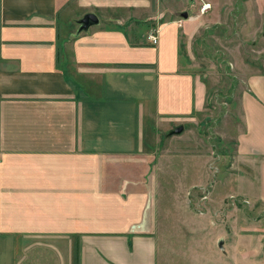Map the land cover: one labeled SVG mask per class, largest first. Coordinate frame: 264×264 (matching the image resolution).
Here are the masks:
<instances>
[{
	"label": "crops",
	"instance_id": "0c3cea01",
	"mask_svg": "<svg viewBox=\"0 0 264 264\" xmlns=\"http://www.w3.org/2000/svg\"><path fill=\"white\" fill-rule=\"evenodd\" d=\"M203 2V12L159 18L152 0H0V264H157L144 172L157 143L192 130L205 105L207 85L179 53L181 37L214 13ZM241 5L250 18L241 32L264 66V0ZM89 10L99 22L73 35ZM240 102L236 195L264 216V69L245 76ZM149 120L153 147L142 139ZM257 219L228 224L212 264H264Z\"/></svg>",
	"mask_w": 264,
	"mask_h": 264
},
{
	"label": "rangeland",
	"instance_id": "374dc122",
	"mask_svg": "<svg viewBox=\"0 0 264 264\" xmlns=\"http://www.w3.org/2000/svg\"><path fill=\"white\" fill-rule=\"evenodd\" d=\"M209 1L214 13L202 19L189 42L182 36L180 43L182 68L199 75L207 85L205 105L186 125L192 130L169 143H157L144 172V184L153 190L157 264H212L216 257L225 255L218 239L225 235L228 224L255 223L261 221L258 217L264 218L256 214L257 203L249 205L236 195L240 184L232 174L239 168L233 159L237 135L243 128L240 94L245 76L264 69L256 63L263 62L259 59L261 47L257 40L253 46L251 41L249 44L241 32L242 25L249 23L245 14L249 7H243L239 0L240 8L231 16L234 0ZM200 4L201 0L193 5L187 0H152L159 18L181 10L195 14L201 11ZM260 57L264 59L263 54ZM249 63L253 66H246ZM147 123L150 134L142 139L153 147L152 122Z\"/></svg>",
	"mask_w": 264,
	"mask_h": 264
},
{
	"label": "water",
	"instance_id": "95a60500",
	"mask_svg": "<svg viewBox=\"0 0 264 264\" xmlns=\"http://www.w3.org/2000/svg\"><path fill=\"white\" fill-rule=\"evenodd\" d=\"M188 15L189 14H188L187 10H181L179 12V16H181L183 18L188 17ZM75 22L77 23V28H76L75 32L73 33V35H76L83 30H87L89 28V26L98 23L99 17L94 11L89 10V11L84 12L81 16L75 18ZM182 128H183V125L179 124V125L175 126L174 128H172L170 130V133H178L182 130ZM218 246L222 250H224L223 237H220L218 239Z\"/></svg>",
	"mask_w": 264,
	"mask_h": 264
},
{
	"label": "trees",
	"instance_id": "16d2710c",
	"mask_svg": "<svg viewBox=\"0 0 264 264\" xmlns=\"http://www.w3.org/2000/svg\"><path fill=\"white\" fill-rule=\"evenodd\" d=\"M59 31H60L59 30V23L57 22V42H56V45H55L56 46L55 61H56L57 67H62L61 65L64 63L65 56H64L63 49H62V46H61V43H60V32Z\"/></svg>",
	"mask_w": 264,
	"mask_h": 264
},
{
	"label": "built area",
	"instance_id": "2783aa9c",
	"mask_svg": "<svg viewBox=\"0 0 264 264\" xmlns=\"http://www.w3.org/2000/svg\"><path fill=\"white\" fill-rule=\"evenodd\" d=\"M209 6H210L209 2H203L200 5L201 12L206 10V8H208ZM146 38L153 44L157 43V41H158V28H157V26L150 28V30L146 34Z\"/></svg>",
	"mask_w": 264,
	"mask_h": 264
}]
</instances>
